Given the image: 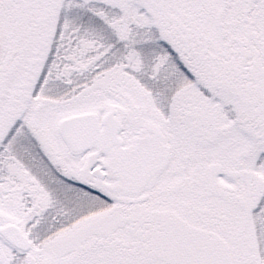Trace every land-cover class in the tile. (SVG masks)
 I'll use <instances>...</instances> for the list:
<instances>
[{"label":"snow or ice","instance_id":"obj_1","mask_svg":"<svg viewBox=\"0 0 264 264\" xmlns=\"http://www.w3.org/2000/svg\"><path fill=\"white\" fill-rule=\"evenodd\" d=\"M0 264H264V0H0Z\"/></svg>","mask_w":264,"mask_h":264}]
</instances>
